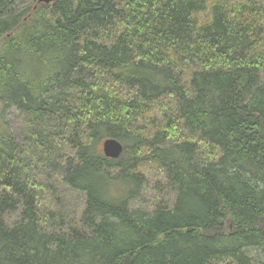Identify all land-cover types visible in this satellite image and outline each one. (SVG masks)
<instances>
[{"label":"trees","instance_id":"obj_1","mask_svg":"<svg viewBox=\"0 0 264 264\" xmlns=\"http://www.w3.org/2000/svg\"><path fill=\"white\" fill-rule=\"evenodd\" d=\"M27 1L0 0V264H264L246 254L264 248V0ZM109 138L117 160L97 148ZM144 161L172 208L131 209ZM39 162L86 195L80 228L37 214Z\"/></svg>","mask_w":264,"mask_h":264},{"label":"rangeland","instance_id":"obj_2","mask_svg":"<svg viewBox=\"0 0 264 264\" xmlns=\"http://www.w3.org/2000/svg\"><path fill=\"white\" fill-rule=\"evenodd\" d=\"M240 0H234L238 2ZM28 1L24 0V7ZM75 93V92H73ZM161 103L154 102L153 112L144 117L140 122V125L145 127L149 132H156L160 127ZM26 115L23 111L17 108H10L5 116V121L8 124L9 130L12 133L14 141L19 145L20 150L24 149L22 143V133L25 128ZM101 140L97 144V148L102 152ZM169 145V142L166 144ZM124 146V145H123ZM125 147V146H124ZM62 154L66 159L75 158V150L71 146H68L62 150ZM65 166V165H64ZM61 164H49L45 162L36 163L32 169L33 177L43 180L46 184L47 190L45 192L46 198L40 203L37 209V214L41 218L49 220L50 216L56 219L59 227L55 228L56 232L69 233L70 229L74 228L75 225L81 227V218L85 209L86 195L76 190H72L67 185L62 183L63 170ZM66 167V166H65ZM64 169H67L65 168ZM109 174L112 177L117 176L116 170H109ZM136 172L142 174L146 181L143 185V189L133 203L131 209H151L154 204L159 203L166 208H172L174 202V194L170 191L166 185L164 175L157 169L154 163L144 161L139 164ZM23 208L19 207L13 212L6 213L3 216V221L6 227L12 228L18 224L21 220V213ZM51 223V221H49ZM246 254L254 261H264V248L252 249L247 251ZM228 264L227 260H220L214 264Z\"/></svg>","mask_w":264,"mask_h":264},{"label":"water","instance_id":"obj_3","mask_svg":"<svg viewBox=\"0 0 264 264\" xmlns=\"http://www.w3.org/2000/svg\"><path fill=\"white\" fill-rule=\"evenodd\" d=\"M57 0H37L38 4L49 5L55 3ZM124 151V146L116 139L109 138L102 142V154L105 158L117 160Z\"/></svg>","mask_w":264,"mask_h":264},{"label":"bare ground","instance_id":"obj_4","mask_svg":"<svg viewBox=\"0 0 264 264\" xmlns=\"http://www.w3.org/2000/svg\"><path fill=\"white\" fill-rule=\"evenodd\" d=\"M123 145V144H122Z\"/></svg>","mask_w":264,"mask_h":264}]
</instances>
